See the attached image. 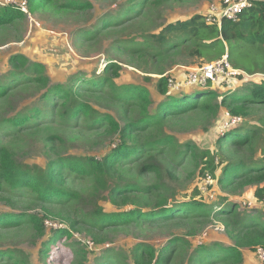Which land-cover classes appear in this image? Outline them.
<instances>
[{
  "label": "rangeland",
  "instance_id": "374dc122",
  "mask_svg": "<svg viewBox=\"0 0 264 264\" xmlns=\"http://www.w3.org/2000/svg\"><path fill=\"white\" fill-rule=\"evenodd\" d=\"M87 1L92 4L88 10L40 9L34 14L28 11L26 0L11 2L21 8L25 5L28 17L0 27V84L6 86L5 94L0 96V148L10 149L16 162L32 171L37 166L45 167L59 156L101 159L115 152L121 143L118 134H105V126L90 125L92 119H86L82 114L75 118L63 116L59 103L51 105V101L43 113L25 126L9 125L8 119L27 107H44L40 104L42 90L39 85L20 74L11 78L10 59L15 55L42 64L53 85L76 83L80 86L84 79L98 81L99 76L106 73L105 67L113 61L117 65V73H110L114 84L146 89L153 102L149 112L154 116L165 100L160 92V80L164 77L172 95L199 93L201 100L203 91H215L216 100H207L181 115L169 116L160 125L145 130L140 138V142H146L172 136L171 145L150 148L118 167L126 181L138 187L159 183L164 186L144 195L151 207L162 197L170 198L171 202L192 199L204 202L211 213L184 221L157 224L140 220L97 229L94 224L81 222L97 207L108 213L134 207L113 203L108 198V191L94 193L95 182L91 177L69 174L68 190L79 192L83 199L52 206L49 210L37 202L30 190L15 194L2 183L0 214L10 212L48 218L43 234L26 219L17 227H0V251L12 253L0 257V264H14L17 259L27 264H135L134 250L145 247H153L157 254L168 247V264H189L192 252L198 247L234 246L230 235L235 218L217 215L212 208L237 204L239 216H254L264 223V102L227 106L222 101L230 94L246 91L253 79H264V71L259 72L255 64L250 66L253 67L250 71L248 62H234L228 56L229 63L243 74L231 79L221 77L218 85L211 82L205 88L191 81V74L197 67L228 55V49L221 57L218 50L205 55L200 53L189 34L176 32L167 36L168 40L180 45L176 48L162 49L163 45L151 42V35L159 34L169 23L186 21L197 15L205 18L221 0H147L145 5L138 0L130 11H127L130 0ZM251 50L244 48L246 55L243 57H250V60L264 58L263 44L255 46L254 53ZM85 89L88 91L82 93L83 99L100 113L114 114L121 125L138 117L136 107L115 99L109 90L96 94L91 92L94 91L92 88ZM209 103L220 106L217 114L205 107ZM238 135L247 136L243 144L223 140ZM220 139L222 143H219ZM187 145L206 153L200 154L197 160L191 152L183 151ZM180 151L183 152L179 155ZM234 161H240L246 167L243 174L246 176L232 178L223 186L219 182L223 170ZM150 162L171 170L174 179L160 182L154 172L144 169ZM206 173L212 176L213 184L207 191H201ZM131 194L142 196L135 189ZM69 220L79 222L72 226ZM66 231H70L71 236H66ZM55 232L60 235L51 246L50 255L43 259L42 244ZM179 237L187 244H170ZM259 248L262 247L243 248V264H264Z\"/></svg>",
  "mask_w": 264,
  "mask_h": 264
},
{
  "label": "trees",
  "instance_id": "16d2710c",
  "mask_svg": "<svg viewBox=\"0 0 264 264\" xmlns=\"http://www.w3.org/2000/svg\"><path fill=\"white\" fill-rule=\"evenodd\" d=\"M7 0H0V27L11 24L28 17L25 11L14 3H6ZM27 8L31 14L36 13L40 9L58 10V11H76L88 10L92 7L90 1L87 0H26ZM138 0H130L127 11L132 10L138 3ZM144 5L147 0H142ZM141 1V2H142ZM180 33L190 35L191 40L195 42V46L202 54H211L214 50H218L220 57L226 54L234 62L236 60L248 62L247 68L251 71L257 66L264 71V58L250 60V57H243L246 54L243 49H252L254 53L255 46L264 45V0H252L251 6L246 8L240 15L237 22L224 21L222 28L216 25H208L205 19L197 15L186 21L177 23H169L159 34L151 35V42L163 45L162 49H173L180 46L177 43L168 40L167 36L172 33ZM246 59V61H244ZM255 59V58H251ZM11 68L13 70L12 77H26L31 82H35L41 87L40 104H44L43 108L27 107L23 112L9 118V125L23 127L34 117H38L47 106L59 103L62 115L68 118H75L78 114L84 115L86 119H92L90 125L100 124L105 126L104 133L109 136L119 135L121 143L115 152L103 156L101 159L97 157H57L50 160L45 167L37 166L34 170L21 167L15 160L13 152L6 148H0V191L3 189L1 184L7 185V190L11 193H22L30 190L35 199L45 210H49L52 206H63L64 204L81 201L83 197L77 191L68 190L67 180L69 174L78 175L80 177L87 176L94 179L95 192L97 194L108 191V198L115 204H130L134 208L123 210L118 213L105 212L101 207H97L93 212L87 215L81 222L94 224L97 229H107L110 226L124 224L133 221L145 220L153 221L157 224L166 223L174 220H187L190 217H200L202 215H210L208 206L204 202L197 200H179L175 199L171 202L170 198L162 197L151 207L144 198L145 194H150L153 190H161L164 186L159 183L155 186L138 187L131 182H127L125 177L120 173L118 167L128 159L139 156L148 151L150 148L162 144L171 145L172 136L164 139H153L146 142H140L142 133L149 128L156 127L161 124L169 116L181 115L188 111L194 110L202 105L205 101L216 100L217 93L215 91H203L201 100L198 94L172 95L167 89V79L164 77L160 80V92L165 100L159 105V113L154 116L149 112V106L152 105L150 93L146 89L134 85L116 86L110 77V73L116 74L117 65L111 61L106 67V73L98 81L92 79H84L82 85L76 83L71 84H51L50 78L45 74L44 66L39 63L30 62L28 58L15 55L10 59ZM261 68V69H260ZM254 80V81H253ZM242 93H233L225 97L222 104L231 106L232 104L264 102V79H253ZM107 86V87H106ZM92 88L93 93L105 92L109 90L111 96L122 103H128L137 108L138 117L129 121L126 125H121L118 118L114 114L100 113L93 106L83 99L82 93L88 91L85 88ZM207 88V87H205ZM6 86L0 84V96L5 94ZM51 101V103L49 102ZM50 104H47V103ZM38 105V104H37ZM47 105V106H46ZM214 114L219 112L220 106H211L210 103L205 106ZM234 138L236 140H234ZM246 135H238L234 137L224 138L223 140L235 141L240 145L245 142ZM222 139L219 143L223 142ZM174 145V144H173ZM183 151L192 153V157L198 160L200 154L206 152L198 151L196 147L187 145ZM183 151H180V155ZM249 167L248 169H252ZM144 169L154 172L159 181L174 179L175 174L164 168L163 166L150 162L144 166ZM246 167L240 161H234L227 165L219 180L220 184L226 186L232 178H242L245 175ZM254 171L257 169H253ZM138 190L142 196L132 195V190ZM237 204H229L227 207H214V213L217 215H227L235 218L233 230L230 237L234 241V246L224 247H198L195 249L189 260V264H217L224 262L227 264H243V248H251L261 246L264 248V223L257 217L239 216ZM248 217V218H247ZM47 216H39L33 214L20 215L18 213H1L0 227L9 226L17 227L25 219L31 223L34 229L43 234L45 220ZM72 226L77 225V220H69ZM71 236L70 231L64 233ZM60 233L55 232L50 239L43 242L40 250L43 259H46L55 244ZM96 243H99L96 236H93ZM171 245L184 246L187 242L184 238H175L170 242ZM12 255L9 251H0V257ZM135 264H168L169 248L161 250L158 254L153 247L137 248L133 252ZM122 259V258H121ZM14 264H27L24 260L17 259Z\"/></svg>",
  "mask_w": 264,
  "mask_h": 264
},
{
  "label": "built area",
  "instance_id": "2783aa9c",
  "mask_svg": "<svg viewBox=\"0 0 264 264\" xmlns=\"http://www.w3.org/2000/svg\"><path fill=\"white\" fill-rule=\"evenodd\" d=\"M251 1L252 0H221V2L214 6L205 16V22L208 25H216L219 29L222 28L224 21L229 20L237 22L244 10L251 6ZM6 2H16V0H7ZM22 7V9L26 11L25 5ZM241 74H243V71L241 73L239 69L234 68L229 63L228 55H225L220 60L212 61L197 67L194 73L191 74L190 79L191 81L198 82L201 86L203 85V87H206L208 83L211 82L214 85H218L221 77L231 79L236 78ZM212 184V176L209 173H206L200 185V190L207 191ZM259 256L264 259L263 247L259 248Z\"/></svg>",
  "mask_w": 264,
  "mask_h": 264
}]
</instances>
